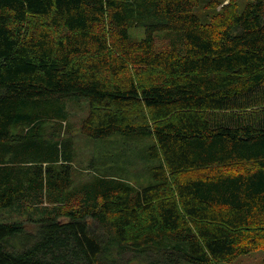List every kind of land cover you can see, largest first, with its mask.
<instances>
[{"label": "trees", "instance_id": "obj_1", "mask_svg": "<svg viewBox=\"0 0 264 264\" xmlns=\"http://www.w3.org/2000/svg\"><path fill=\"white\" fill-rule=\"evenodd\" d=\"M225 1L205 24L199 0H0V264L264 249V0ZM159 30L172 45L156 48ZM80 97L83 135L147 141L150 183L74 179L65 101Z\"/></svg>", "mask_w": 264, "mask_h": 264}, {"label": "rangeland", "instance_id": "obj_2", "mask_svg": "<svg viewBox=\"0 0 264 264\" xmlns=\"http://www.w3.org/2000/svg\"><path fill=\"white\" fill-rule=\"evenodd\" d=\"M207 1L199 0V4L194 7V12L205 24L212 21V16L220 9V5L218 7L210 6L207 4ZM248 1L236 0L238 10L241 11ZM174 33L168 30L155 31L156 48L164 49L172 45V41L176 38ZM128 34L131 40H138L145 35V28L142 26L129 28ZM77 99L65 101L73 137L74 154L71 165L74 170V179L76 181H83L88 175L96 172L123 178L137 187L150 183L152 179L146 170L145 158L142 153L138 154L139 152H143L147 141L143 144L137 141H123V137L121 138L119 134L112 135L104 139L105 141L83 135L78 128L82 118L87 114L88 105L86 98L80 97ZM104 158L106 159L105 161ZM91 162L95 166L90 165ZM121 166H125V168ZM190 174L195 175L197 171L190 172ZM11 215L12 218H20L18 215ZM263 258L264 249L257 248L239 255L230 262H219L218 264H260Z\"/></svg>", "mask_w": 264, "mask_h": 264}]
</instances>
